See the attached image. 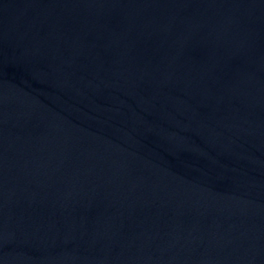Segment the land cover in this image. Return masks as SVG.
Here are the masks:
<instances>
[{
  "label": "water",
  "instance_id": "water-1",
  "mask_svg": "<svg viewBox=\"0 0 264 264\" xmlns=\"http://www.w3.org/2000/svg\"><path fill=\"white\" fill-rule=\"evenodd\" d=\"M0 264H264V0H0Z\"/></svg>",
  "mask_w": 264,
  "mask_h": 264
}]
</instances>
